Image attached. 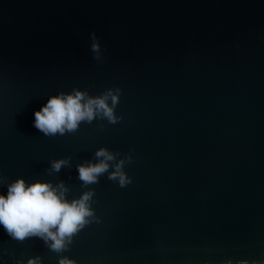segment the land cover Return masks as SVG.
<instances>
[{
	"label": "water",
	"instance_id": "water-1",
	"mask_svg": "<svg viewBox=\"0 0 264 264\" xmlns=\"http://www.w3.org/2000/svg\"><path fill=\"white\" fill-rule=\"evenodd\" d=\"M115 87L117 124L56 137L33 126L50 96ZM100 147L132 156V182L89 185L99 222L62 255L264 264V0H0V176L62 180L76 198L87 190L76 165ZM65 157L72 166L48 175ZM37 255L58 264L41 239L16 241L0 225V264Z\"/></svg>",
	"mask_w": 264,
	"mask_h": 264
},
{
	"label": "clouds",
	"instance_id": "clouds-1",
	"mask_svg": "<svg viewBox=\"0 0 264 264\" xmlns=\"http://www.w3.org/2000/svg\"><path fill=\"white\" fill-rule=\"evenodd\" d=\"M90 38L93 59L101 61L103 56L99 38L94 32ZM120 95L119 87L108 88L95 96L78 88L67 93L60 92L50 96L47 103L35 111L33 126L46 137H56L76 133L81 122L92 124L95 120H107L109 124H117L123 119L116 114ZM120 155L119 152L100 147L94 153L95 162L85 160L77 164L81 187L87 190L72 199H68L70 188L62 180L55 184L41 180L26 183L23 178H18L6 183L7 178L0 176V186L6 184L7 187L6 195L0 193V225L16 241L23 242L30 237L41 239L50 251L58 254V264H77L75 259L62 253L69 250L74 236L86 225L99 222L92 207L95 190L89 185L98 184L100 177L105 174L108 180L118 182L120 187L132 182L124 169L126 164L132 163L133 158L125 155L118 159ZM71 166V157L52 159L46 171L52 175ZM15 264L25 262L17 260ZM26 264H43V260L37 255L28 258ZM227 264H232V261H227ZM237 264L249 262L242 260L237 261ZM252 264L261 262L253 261Z\"/></svg>",
	"mask_w": 264,
	"mask_h": 264
}]
</instances>
